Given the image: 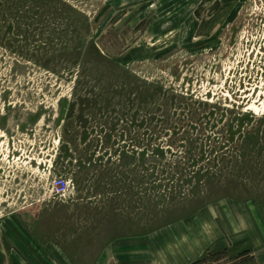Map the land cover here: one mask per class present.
Masks as SVG:
<instances>
[{
    "label": "rangeland",
    "instance_id": "1",
    "mask_svg": "<svg viewBox=\"0 0 264 264\" xmlns=\"http://www.w3.org/2000/svg\"><path fill=\"white\" fill-rule=\"evenodd\" d=\"M221 200L264 206V0H0V217L83 261Z\"/></svg>",
    "mask_w": 264,
    "mask_h": 264
},
{
    "label": "crops",
    "instance_id": "2",
    "mask_svg": "<svg viewBox=\"0 0 264 264\" xmlns=\"http://www.w3.org/2000/svg\"><path fill=\"white\" fill-rule=\"evenodd\" d=\"M39 231H46L44 221L30 210L2 215L0 264H195L214 256L224 257L220 264H264V206L258 202H214L149 234L110 239L83 261Z\"/></svg>",
    "mask_w": 264,
    "mask_h": 264
},
{
    "label": "built area",
    "instance_id": "3",
    "mask_svg": "<svg viewBox=\"0 0 264 264\" xmlns=\"http://www.w3.org/2000/svg\"><path fill=\"white\" fill-rule=\"evenodd\" d=\"M54 196L57 198H63L69 189V182L66 179L59 178L53 183Z\"/></svg>",
    "mask_w": 264,
    "mask_h": 264
},
{
    "label": "trees",
    "instance_id": "4",
    "mask_svg": "<svg viewBox=\"0 0 264 264\" xmlns=\"http://www.w3.org/2000/svg\"><path fill=\"white\" fill-rule=\"evenodd\" d=\"M204 261H205V260H201V261H199V262H197V263H195V264H202Z\"/></svg>",
    "mask_w": 264,
    "mask_h": 264
}]
</instances>
